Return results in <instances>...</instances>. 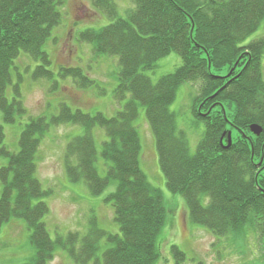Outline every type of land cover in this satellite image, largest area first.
I'll return each mask as SVG.
<instances>
[{"label":"trees","instance_id":"16d2710c","mask_svg":"<svg viewBox=\"0 0 264 264\" xmlns=\"http://www.w3.org/2000/svg\"><path fill=\"white\" fill-rule=\"evenodd\" d=\"M63 2L0 0V114L7 123L26 113L19 84L13 86V98L8 97L12 68L21 53L41 61L35 79L53 78L44 46L62 24ZM92 2L111 22L84 30L80 39L98 56L118 57L115 95L123 100L129 94L130 99L112 117L67 104L50 119L30 117L17 152L4 145L0 128V154L8 158L0 167V229L12 217L26 222L35 254L24 264H50L58 245L76 264H157V238L167 210L162 191L140 165L142 145L135 126L140 107L154 134L167 188L185 198L190 223L222 238L251 236L264 252V36L245 43L264 22V0H132L126 17L114 0ZM173 51L182 61L173 73L156 82L144 73ZM60 75L79 88L95 84L79 67H63ZM197 81L201 85L191 112L193 121L205 129L193 152L171 104L182 84ZM253 124L262 127L261 135L251 131ZM61 125L84 129L65 150L70 181L84 180L94 195L116 181L108 200L120 234L99 229L90 220L83 236L70 232L65 238H51L43 220L50 208L40 200L51 191L37 177V159L46 135ZM96 128L108 138L100 152ZM101 158L108 163L105 176L98 169ZM103 240L107 247L100 257ZM171 251L177 264L186 259L177 245Z\"/></svg>","mask_w":264,"mask_h":264},{"label":"rangeland","instance_id":"374dc122","mask_svg":"<svg viewBox=\"0 0 264 264\" xmlns=\"http://www.w3.org/2000/svg\"><path fill=\"white\" fill-rule=\"evenodd\" d=\"M119 13L126 17L127 8L133 6L132 0H114ZM63 14L62 24L56 27L45 51L49 54L51 64L47 66L54 75L52 79L34 78L35 70L41 61L30 56L16 59L12 68V84L8 97L13 98V86L19 84L21 100L26 109L24 115H17L15 123L5 122L0 114V128L4 131L3 143L11 152L19 150V139L22 130L30 117L45 116L50 119L60 113L63 104L85 113H103L114 116L123 109L130 95L123 100L115 95L118 85L120 67L116 56H98L91 44L83 42L80 34L86 29H98L108 25L111 20L97 7L92 0H64L59 7ZM264 36V22L245 43ZM264 77V55H263ZM182 61L175 51L159 60L153 70L144 71L156 82L162 76L173 73ZM63 67H79L85 74L95 80L88 88H79L70 77L60 75ZM226 72V70L224 71ZM201 82H186L177 91V97L171 104L178 126L189 140L194 152L204 133V125L195 123L191 112L192 101L199 93ZM141 138L140 165L149 182L162 191L167 210V222L157 238L161 256L157 264H177L171 247L177 245L186 254V259L179 264H264L262 252L256 240L251 237L236 239L218 237L201 225L190 223L185 198L173 194L166 184L165 175L160 167L156 140L147 120L144 107H140L135 121ZM84 129L76 125L52 127L42 141L38 152L37 177L45 190L51 194L40 200L48 204L50 211L44 217L47 229L53 240L65 238L70 232H79L82 236L88 232L89 221L94 220L99 229L112 234H120L115 221L113 203L108 197L116 191V181H111L100 194L90 192L84 180L72 182L67 176L64 157L67 144ZM263 132V131H262ZM96 146L100 152L103 142L108 140L104 131L95 129ZM2 144L0 143V149ZM8 158L0 154V167L6 165ZM107 162L102 158L98 164L102 176L107 174ZM2 184L0 183V198ZM36 200L35 202H37ZM31 231L21 218L12 217L0 229V264H24L35 254L30 240ZM103 240L99 256L106 249ZM50 264H76L65 249L58 245L55 258Z\"/></svg>","mask_w":264,"mask_h":264},{"label":"water","instance_id":"95a60500","mask_svg":"<svg viewBox=\"0 0 264 264\" xmlns=\"http://www.w3.org/2000/svg\"><path fill=\"white\" fill-rule=\"evenodd\" d=\"M251 131L254 133V134H256L257 136H259V135H261L262 134V127L261 126H259L258 124H253L252 126H251ZM230 138V137H229ZM230 140V142H231V139H229Z\"/></svg>","mask_w":264,"mask_h":264}]
</instances>
